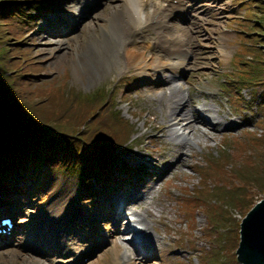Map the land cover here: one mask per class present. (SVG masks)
Here are the masks:
<instances>
[{
  "label": "rangeland",
  "instance_id": "1",
  "mask_svg": "<svg viewBox=\"0 0 264 264\" xmlns=\"http://www.w3.org/2000/svg\"><path fill=\"white\" fill-rule=\"evenodd\" d=\"M23 1L0 0V48H4L0 49V120L4 121V126L10 130L9 133L13 135L11 130L16 131L14 127L17 125L29 132V145L41 140L45 145H48L47 147L62 149L65 153L69 152L67 154L75 152L77 146L82 144L99 143L100 141L92 143L90 141L103 136V132L109 133L107 130L100 132L99 128H93L95 115H93L94 117L82 116L80 119L88 118V120L75 121L67 111L60 107L54 94L58 87L65 91L69 89L68 84L60 85L63 82V73L69 71V84L78 83L87 90L109 83L115 85V88L119 89L117 100L122 102L119 106L121 116L137 131L140 130L145 141L131 153L122 155L133 169L129 173L123 174L116 167L110 181L102 184L95 182L93 189L96 192L95 196H91L90 193L82 194L78 188L77 180L71 176V173L64 172L62 169L57 171L54 165L46 168L29 166L33 169L21 170L22 175L18 180L19 189L16 193V210L24 202L34 201L37 205L41 200H35L37 197L43 196L49 189L65 184L66 189L70 188V191L73 189V195L80 194L82 198L79 199L88 204L90 209L96 213L97 206L101 202H106L108 194L117 195L121 191L128 193L131 189L130 184L136 185L146 179L147 172L152 169V163H145L144 173L140 172V165H137L138 162L145 159V155L152 156V159L153 157L162 159L165 157L163 151L169 150L173 146L164 137L166 122L162 116L161 108L155 100V94L150 97L137 92L138 88L152 84L150 73L161 74V72H157L160 71L157 67L149 66L153 63L152 57L157 54L156 47L149 46L147 51L144 46L149 45L148 37L153 36L154 33L148 31L131 36L130 41L121 50L117 49L115 57L118 61L114 57L110 60L109 53L106 52L104 57L99 58L101 66L99 72L90 76L88 72L91 70L90 66L97 65L91 61L81 65L76 63L74 47L82 50L84 47L90 46L100 33L95 24L96 17L107 19L115 9L122 11L124 0H104L101 3H96L92 7V11L86 14L85 21L82 23L79 21L82 25L77 32H71L74 27L67 28L61 25L56 28L52 27V24L56 23L54 18L57 16H71L70 12L75 10L74 0H51L49 5L52 4V1L55 2V5L51 6L52 8L50 7L48 11L45 8L40 11L43 13L39 15L41 18L36 24L38 30L35 28V33L29 31L34 27L33 24L28 31L22 32V37H20L17 28L11 23L15 28V37H12L13 34L8 24L9 19L1 13H5L6 9L10 7L8 2L21 4L24 3ZM189 2L191 5L190 20L186 25L176 21L179 18L175 15L174 19L176 20L164 23L180 26L181 30L179 31L187 37L188 46L192 50V58L189 59L190 64L187 70L189 73L176 75V79L181 81L180 84L183 86H190L191 90L222 92L221 88H224L223 92L228 94V89L223 85V75L233 67L231 58L237 47L234 26L239 27L238 29L234 28L236 30L252 31L251 37L248 39L245 37V40H249L253 45L251 52L256 53L258 49L264 59V0H189ZM24 6L29 8L33 15L36 13L34 4L26 3ZM151 11L155 12L153 15L155 20L164 17L163 14L159 15L155 8L146 10L149 14ZM243 38L244 36L240 35L238 39ZM245 47L246 44L243 49ZM126 48H137L146 53L144 56L148 67L145 72L142 70L143 73L137 77L123 78L128 69L124 56ZM23 54L25 55L23 56ZM18 65L21 66L19 70H26L32 65L35 73L31 74V70L28 69L29 74L20 76L18 73L16 74L15 69ZM4 69L11 71H6L9 76L7 78L2 76L1 71ZM165 70L167 74L173 71L169 67ZM186 74H188V78L184 79ZM60 78L61 82L58 84L60 86L54 85V88H48L52 94L48 95L49 100H47L44 87L53 85ZM33 79L39 82L35 83ZM135 80L136 83L133 84ZM28 81L34 85H30ZM117 83L120 87L117 86ZM129 84L131 97H128L124 92V88H127ZM43 85L44 87H42ZM154 85L159 89L166 86L164 82ZM230 92L233 93L232 88H230ZM241 92L245 94L247 100L251 97L255 98L257 109L264 114V98L261 94L264 92H255L251 88H243ZM120 93H123V97L126 99H131L132 103L136 105L133 109H143L140 117L132 114L128 100L122 101ZM83 95L84 93L80 94L82 97ZM243 110L238 109L236 115L238 117L233 119L234 128L225 127L226 124H230V120L220 118L221 126L213 131L216 133V142L211 139L206 140L210 147L204 148L206 141L204 138H200L199 145L193 143L192 151L195 155L187 152V157L179 167V171L176 172L175 167L168 178L159 180V188L157 186L156 193L151 199L156 207L154 214L155 217L166 214V223L170 224L172 228H175L180 221L178 213H175L176 196L180 193L184 196L195 197L191 215L187 220L188 227L185 228L188 234L187 241L189 239L186 243L187 250L175 248L174 244L170 245L172 240L167 238L169 234L166 233L165 228L160 226L157 230L166 236V247L169 248V251L161 258L160 264H171L173 259L181 256L184 261H187V264H240L235 250L239 243L241 220L264 197V121L258 122L261 113H253L247 108H243ZM146 113L150 124L148 126L143 124ZM246 113L255 118L254 123L248 126L249 129H254V136L252 135L250 140L244 142L250 136L248 130L242 128L241 117ZM224 132H234L236 136L220 138ZM112 133L121 139L125 135ZM133 136H135L134 132L131 134V137ZM150 138L161 142L152 145L149 142ZM241 143H243V147L229 157L230 147ZM220 151L223 159L221 163L204 174L210 157H218ZM114 153L119 157V150L115 149ZM133 156H135V160L131 161L130 158ZM200 162L201 167H194V164ZM39 176L42 177L41 181L38 180ZM45 177L53 180L52 187L47 188V183L43 180ZM38 189L40 191L37 197H34V191ZM143 208L140 206V210ZM105 221L108 223V219ZM76 230L70 228L71 234L75 235ZM171 235L174 236L173 233ZM110 240L111 243L87 264L111 262L113 256L111 249L114 246L112 242L116 238L112 236ZM193 242L195 245L193 250H197L191 253L189 251L192 250L189 247ZM182 244L184 245L185 241ZM39 247H45V245L41 244ZM118 251L119 254L123 252L122 250ZM50 259H52V255H48L46 261L54 264V261ZM152 263L158 264V261L150 260L147 257L136 260V264Z\"/></svg>",
  "mask_w": 264,
  "mask_h": 264
},
{
  "label": "bare ground",
  "instance_id": "2",
  "mask_svg": "<svg viewBox=\"0 0 264 264\" xmlns=\"http://www.w3.org/2000/svg\"><path fill=\"white\" fill-rule=\"evenodd\" d=\"M89 1L90 0H77L78 5L83 4L78 16L82 15V12L90 11L89 8L84 4L88 3ZM44 3L50 4L51 0H44ZM15 11L16 12L14 14L12 13V22L22 20L23 24L20 25L22 32H25L31 28L35 17L25 18L23 14L24 9L22 6L16 8ZM55 20L58 22H64L65 26L74 25V19L72 16L66 17L60 15L55 18ZM153 21L154 18L152 16L142 14L140 5L136 2V0H124V9L122 11L115 9L111 16L107 19L96 17L95 24L97 28H99L100 33L98 37L92 41L90 46H86L82 50L74 47L77 60L76 63L80 65L82 63L86 64L88 61L89 63L90 61L95 63L97 66L91 65V70L88 71L90 76H94L101 68L99 64L100 57H104L105 53L108 52L110 60L113 59V57L115 60H117V57H115L117 54V49L121 50L124 45L130 41L129 38L131 36L141 33L143 29L149 27L155 29L156 44L161 46L170 45L172 49L168 51L169 55H178L180 57L174 66L176 72L178 71L180 74L185 73V71L188 69V64H186L185 61L187 54H185V51L182 48V42L180 38L174 35L172 31H168L170 38L164 36L162 31L163 25H161V23L154 25ZM144 55H146V53L141 49L126 48L124 50L125 62L128 69L123 75V78H129L131 76L137 77L141 75L143 71L145 72L148 66L145 63ZM152 58L153 63L149 66H155L159 69H162L165 66L173 65V63H170L169 61L163 60V57L159 55ZM132 69L134 70L133 72L131 71ZM150 75H152L151 79L153 83L164 82V84H167V86L165 88L158 89L154 84H151L138 88L137 92L144 93L150 97H152V94H155V100L158 102L161 108L162 116L165 118L166 122L164 137L168 142L172 143L173 146L170 147L169 150L163 151L165 157L162 159L157 157H153L152 159V156L145 155V159L141 160V162H138L137 165H140V172L144 173L146 169L145 163H152V169L147 172L146 179L142 180L136 185L130 184L131 189L128 191V193L121 191L117 193V195L108 194L106 199H112V215H118L116 225L114 226V234L117 237V240L114 241V245H119L126 252L128 249L132 250L136 259L147 257L150 258V260L156 259L158 264H160L161 258L164 256V254H166L167 251H169V248L166 247V236L157 231L159 230L160 226L166 230L167 215L161 214L159 217H155L154 211L156 210V207L151 200L152 196L156 193L155 191L157 190V186L159 188V180L168 178L175 167L176 172L179 171V167L187 157V152H190L193 156L195 155V153L192 151V148L194 147V144H200V138H204L205 141L211 139L215 140L216 142V133H213V131L217 130L218 127L221 126L222 121L220 118L229 119L230 124H226L225 127L234 128L235 125L233 119L238 117L236 116L238 114V111L235 107L236 104L247 102V109H253L255 101L251 99L247 100L244 93L234 88L232 89L236 99L238 100V103L232 102L230 99L225 98L224 95H228L221 91L214 90L212 92L201 89L199 91H195L187 87L189 91L187 94H185L184 86L182 84H176L175 80L173 79L174 77L166 74L164 70H161V75L159 76L156 75V72H152ZM135 83L136 80L133 81V84ZM130 84L127 86V88H125L129 94L131 93ZM130 105L131 107L136 106L132 103V101H130ZM142 110L143 109H139L135 111L139 117L141 116ZM259 116L262 115L259 114ZM144 117L145 119L143 124L145 126L150 125L149 119H147V113ZM241 120L243 126L242 128L246 130L248 129L249 125L253 124L255 118L246 113L243 117H241ZM235 134L236 133L234 132H224L221 134L220 138L236 136ZM102 135L103 136L97 137L96 139H106L117 150H123L124 155L131 153L135 149L129 144L137 145V147H139L140 144L145 141V137L141 135V132L136 137H133V139L127 141V146H122L120 142L107 134ZM149 142L152 145H156L161 141L150 138ZM209 147L210 145L206 141L204 148ZM130 160L134 161L135 156L131 157ZM118 166L123 169L132 168V166H130L123 156L122 161L118 163ZM31 169L33 168H29L28 170ZM113 172L114 170H111L107 175L113 177ZM122 172L125 174L124 171ZM114 176H116V174H114ZM43 180H45L47 183V188L52 187V179L49 180L47 177H45ZM39 191V189L34 191L36 197ZM73 193L74 190L71 189L70 191V188L66 189L65 184H60L54 189L47 190L45 196L36 198H43L45 200L41 201V203H39L35 209L30 210V202L21 204L19 212L23 216H21L19 222L29 218L30 214L32 213H35L39 217H45L46 220L50 222L49 214L51 213L56 215L61 211V209H66L69 204V199ZM119 201H121V206ZM140 206L142 208L144 206V208L140 210ZM104 207L105 205L100 206V209L98 210L99 214L104 209ZM125 215H129V217L127 218ZM63 222L64 220L62 222H50L52 225H57L59 228V233L55 238L56 248L53 252H55V254H59L60 259L68 256V253L63 246V241L65 239L64 237L68 236L69 233L61 229ZM18 232L21 235L20 241L18 242V253L23 255L21 256L23 258V264H37L38 259L36 260V258L33 257L37 252V248L32 249L30 247H26V242L29 239V232L25 231L21 226L18 228ZM125 233H132L130 240L127 243H125L124 240V238L128 237H124ZM166 233L168 234L167 230ZM134 235H136V240H134ZM167 238L172 240L170 245L174 244V239L171 234L167 235ZM174 247L178 248V246ZM114 252L115 254L113 261H116L118 259V254L116 250H114ZM4 254L5 251L0 250V258ZM128 264H131V262L129 261Z\"/></svg>",
  "mask_w": 264,
  "mask_h": 264
},
{
  "label": "trees",
  "instance_id": "3",
  "mask_svg": "<svg viewBox=\"0 0 264 264\" xmlns=\"http://www.w3.org/2000/svg\"><path fill=\"white\" fill-rule=\"evenodd\" d=\"M23 2L24 3L21 4L8 2L9 3L8 5H10V7L6 9L5 13L4 12L1 13V15L5 14L6 17H8L9 19L8 24L10 25L13 34L12 37H15L14 26L18 30L19 36L22 37L21 36L22 30L20 29V25L23 24V21L18 20L16 22H12L11 20L12 13L14 14L16 12L15 9L22 6L24 9L23 12L24 17L33 18L32 16L33 12L29 8L24 6V4L26 3L34 4L35 9L39 8V6L35 4V0H24ZM248 36H251L250 33H248ZM244 44H246V47L240 50L239 52H237L236 67H234L235 71L232 70L230 73L226 74L228 75L225 79L226 85L229 90L230 88H234L241 92L243 88H251L254 89L255 92H260V91L264 92L263 55L259 52L258 49L256 50V53H252L251 47H253V45L250 44L249 42ZM0 49H4V48H0ZM24 55L25 54H23V56ZM20 67L21 66L18 65L15 68L16 74L18 73L20 76L22 75L24 76V74H29L30 71H28V69L31 70V74L35 73V70L33 69L32 65H30V67L28 66L29 68L26 70H19ZM8 70L9 69H4L3 71H1L2 76L4 78L9 77L6 74V71ZM62 79H63L62 83H60L61 82V78H60L57 80V82L53 83V85L51 86L48 87H44V85L42 86L46 89L47 94L45 93V97L47 98V100H49L48 95L52 94L48 88H54V85L60 86L61 84L62 85L68 84L69 89L67 91L61 90L58 87V89L54 94L55 99L60 104V107L63 108L65 111H67L69 116L74 118L75 121L86 120V119L88 120V118L80 119V117L82 116L90 117L95 115L96 119L93 116L94 117L93 122H95L93 128L95 129L99 128L98 131L100 132L107 130L109 133L106 132L103 133L115 138L118 142H120L122 146H126L127 141H129V139L131 138V134L133 133V125L129 123L126 119H124L121 116L120 111L115 108V106L117 105L116 102L117 90L114 88V86H108V87L103 86L101 88L96 89L92 93H84L80 89L75 87L74 84H69V81L67 82L66 77H62ZM34 81L35 83L39 82L36 80ZM28 83L30 85H34L30 81H28ZM59 83L60 85H58ZM82 93H84L83 97L80 96V94ZM261 94L263 95L262 98H264V93ZM232 96H233V101L238 103V100L236 99L234 93H232ZM124 98L126 99V97ZM250 99L256 102L255 98L251 97ZM244 105L246 106L244 107ZM235 106H238L243 110V108H247V102L238 103ZM254 108H257L255 104L253 109H249V110L253 112ZM78 111L79 113H77ZM258 112L260 111L258 110ZM261 115L262 116L260 117V119H258V122L264 121V114L261 113ZM14 128L16 129V131L11 130L13 133V135H11L9 133L10 130L4 126V121L0 120V167L9 168L13 165L23 167L25 165L31 164V162L40 163V161H44L45 163H55L58 167L62 169L71 170L72 173L83 170L84 177L82 178V180L84 182L90 181L92 177L101 178L104 175H107V172H109L112 167H115V158L117 157V155L114 153V151L116 148L113 147L112 144L104 138L96 139L97 138L96 137L94 138L95 140H93L92 142L100 141L99 143H93L88 145L82 144L79 147L77 146L75 152L67 154L69 152L65 153V151H62V149L47 147L48 145L47 144L45 145L44 142H42L41 140H38L33 145H29L28 144V139H30L29 132L26 131L25 128L18 127L17 125ZM246 130H248L250 136H248L244 142L250 140L252 135L254 136L253 133L254 129L248 128ZM112 132H116L118 135L122 133L125 135L121 139V138H117ZM50 142H54V141H50ZM243 143H241L240 145L231 146L229 157L232 156V154L235 153L238 149L242 148ZM80 150L85 151L82 160H79V156H78ZM222 160L223 159L221 156V151L218 157L211 156L209 159L208 167L204 169V174L208 173L215 166L219 165ZM194 198L195 197H190V196L184 198L183 209L188 215H191V207L193 205ZM187 236L188 234L182 233L180 241L183 242L184 240H186L187 243L189 241V239L188 241L186 239ZM194 246L195 245L193 242L191 244L192 250ZM196 250L197 249L193 251L195 252ZM178 264H183V263L179 262Z\"/></svg>",
  "mask_w": 264,
  "mask_h": 264
},
{
  "label": "water",
  "instance_id": "4",
  "mask_svg": "<svg viewBox=\"0 0 264 264\" xmlns=\"http://www.w3.org/2000/svg\"><path fill=\"white\" fill-rule=\"evenodd\" d=\"M235 253L240 264H264V197L241 220Z\"/></svg>",
  "mask_w": 264,
  "mask_h": 264
}]
</instances>
